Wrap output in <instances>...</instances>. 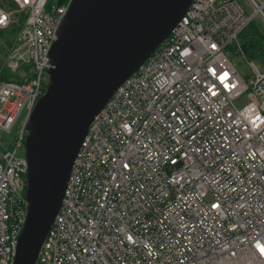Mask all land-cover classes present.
I'll list each match as a JSON object with an SVG mask.
<instances>
[{
  "label": "built area",
  "instance_id": "obj_1",
  "mask_svg": "<svg viewBox=\"0 0 264 264\" xmlns=\"http://www.w3.org/2000/svg\"><path fill=\"white\" fill-rule=\"evenodd\" d=\"M71 0H9L0 29V264L25 221L24 123ZM192 0L92 117L33 264H264V71L228 57L264 0ZM223 77V79H221ZM246 92V101L235 99Z\"/></svg>",
  "mask_w": 264,
  "mask_h": 264
},
{
  "label": "water",
  "instance_id": "obj_2",
  "mask_svg": "<svg viewBox=\"0 0 264 264\" xmlns=\"http://www.w3.org/2000/svg\"><path fill=\"white\" fill-rule=\"evenodd\" d=\"M191 1L71 0L48 52L47 84L24 123L27 211L13 264H33L92 117Z\"/></svg>",
  "mask_w": 264,
  "mask_h": 264
},
{
  "label": "rangeland",
  "instance_id": "obj_3",
  "mask_svg": "<svg viewBox=\"0 0 264 264\" xmlns=\"http://www.w3.org/2000/svg\"><path fill=\"white\" fill-rule=\"evenodd\" d=\"M52 2H55L56 0H51ZM242 4L245 12L249 13V9L246 7L243 0H239ZM0 4L4 8L9 7V0H0ZM259 20V19H258ZM260 21V20H259ZM263 25V24H262ZM264 26V25H263ZM264 30V27H262ZM264 33V32H263ZM18 33L16 31H11L9 29H0V42L4 43L5 45H10L15 40H20V36L16 38ZM244 49V48H243ZM242 49V52L244 53ZM0 54L2 55L3 52L0 50ZM245 54V53H244ZM228 57L235 67L236 71L241 75L243 78H247L251 76V68L249 67V62L251 61L253 65L256 67V69L260 71H264V62L260 60L259 58H249L245 54L244 57L241 56V54L235 52L234 48H229L228 51ZM246 101V92L242 93L235 99V104L237 106L243 104ZM24 121V110H22L14 122V124L11 126V128L8 131H1L0 133V147L1 148H8L12 145V140L15 137L16 133L19 131V129L22 126V122Z\"/></svg>",
  "mask_w": 264,
  "mask_h": 264
},
{
  "label": "trees",
  "instance_id": "obj_4",
  "mask_svg": "<svg viewBox=\"0 0 264 264\" xmlns=\"http://www.w3.org/2000/svg\"><path fill=\"white\" fill-rule=\"evenodd\" d=\"M264 27L258 19H252L240 32L238 42L249 58H259L264 62ZM2 73L0 79L6 78Z\"/></svg>",
  "mask_w": 264,
  "mask_h": 264
},
{
  "label": "clouds",
  "instance_id": "obj_5",
  "mask_svg": "<svg viewBox=\"0 0 264 264\" xmlns=\"http://www.w3.org/2000/svg\"><path fill=\"white\" fill-rule=\"evenodd\" d=\"M255 247H256L257 249H259L260 252H261V249H264V245H262V244L260 243V241H256ZM261 253H262V252H261ZM262 254H264V253H262Z\"/></svg>",
  "mask_w": 264,
  "mask_h": 264
},
{
  "label": "snow or ice",
  "instance_id": "obj_6",
  "mask_svg": "<svg viewBox=\"0 0 264 264\" xmlns=\"http://www.w3.org/2000/svg\"><path fill=\"white\" fill-rule=\"evenodd\" d=\"M221 79H223V77ZM261 252L264 253V249H261Z\"/></svg>",
  "mask_w": 264,
  "mask_h": 264
},
{
  "label": "bare ground",
  "instance_id": "obj_7",
  "mask_svg": "<svg viewBox=\"0 0 264 264\" xmlns=\"http://www.w3.org/2000/svg\"><path fill=\"white\" fill-rule=\"evenodd\" d=\"M175 26V25H174ZM26 211H27V209H26ZM57 213V212H56ZM54 219V218H53ZM51 226V225H50ZM50 228V227H49ZM48 231V230H47ZM47 233V232H46ZM15 255V254H14Z\"/></svg>",
  "mask_w": 264,
  "mask_h": 264
}]
</instances>
